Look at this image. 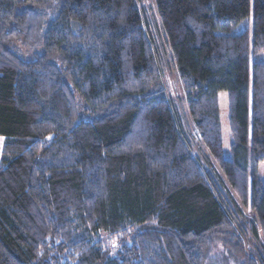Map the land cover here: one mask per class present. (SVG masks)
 <instances>
[{"label": "trees", "instance_id": "trees-1", "mask_svg": "<svg viewBox=\"0 0 264 264\" xmlns=\"http://www.w3.org/2000/svg\"><path fill=\"white\" fill-rule=\"evenodd\" d=\"M136 2L0 0V264H264V0Z\"/></svg>", "mask_w": 264, "mask_h": 264}, {"label": "rangeland", "instance_id": "rangeland-1", "mask_svg": "<svg viewBox=\"0 0 264 264\" xmlns=\"http://www.w3.org/2000/svg\"><path fill=\"white\" fill-rule=\"evenodd\" d=\"M137 7L142 12L143 17H145L147 22V29L154 35V38L158 39L160 41L159 46H163L165 39H164V33L160 25V21L157 17L155 6L153 0H136ZM250 22L247 20L242 22L240 25H238L232 32V34H240L244 32L247 28H249ZM156 35V36H155ZM164 49V46H163ZM30 50V49H28ZM168 57V56H167ZM167 60V59H165ZM252 60L258 61H264V54L257 55ZM171 69H166L163 72L162 75V82L160 83L159 88H155V91H161L159 92L161 95H164L168 99L172 100L173 103L178 105L180 103L181 108L183 110H179V118L182 121L183 126L185 127V130H187L189 127L192 128L191 118L189 117V114L185 111V108L183 106L184 103L183 100L186 98L185 93L182 90V84L179 80L178 74L176 73L175 68L173 67V64L171 63ZM182 101V102H181ZM218 104H219V111H220V119H221V130H222V143H223V154L225 159H230V145H231V138L229 133V112H228V97L226 93H220L218 96ZM185 105V104H184ZM194 137L193 145L189 149L190 153L194 156H196L197 153H200V146L198 141V136L194 130L192 129L191 133ZM5 142V139L3 137H0V165H1V158H2V147ZM202 168H207V165H202ZM257 174L259 179L264 184V162L260 163L258 166ZM244 217L248 218L249 220L252 219L251 213L249 209L243 210ZM242 220V219H241ZM243 221V220H242ZM245 222V221H243ZM245 224V223H244ZM249 226L248 224H246ZM100 240L102 241V244L107 247L108 244L111 242L108 240L105 236H100ZM256 244H253L255 246ZM249 251L251 250L249 247L247 248ZM117 252V249L114 248V250L111 252V256H115ZM208 264H236L234 261H232L229 258V254L227 252L223 251V248L220 246V244H216L212 252L210 254V259Z\"/></svg>", "mask_w": 264, "mask_h": 264}, {"label": "crops", "instance_id": "crops-1", "mask_svg": "<svg viewBox=\"0 0 264 264\" xmlns=\"http://www.w3.org/2000/svg\"><path fill=\"white\" fill-rule=\"evenodd\" d=\"M4 145V144H3ZM1 166V165H0Z\"/></svg>", "mask_w": 264, "mask_h": 264}]
</instances>
